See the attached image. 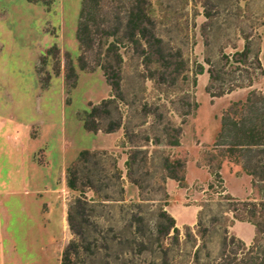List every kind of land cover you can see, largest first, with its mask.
<instances>
[{
    "label": "rangeland",
    "instance_id": "1",
    "mask_svg": "<svg viewBox=\"0 0 264 264\" xmlns=\"http://www.w3.org/2000/svg\"><path fill=\"white\" fill-rule=\"evenodd\" d=\"M81 6L82 0H0V264H61L74 237L69 206L79 196L67 185V168L84 149L113 153L122 184L113 180L106 189L105 180L119 200L87 207L92 246L78 264H195L201 205L211 253L201 263L216 264L227 231L244 242L256 233L253 223L234 221L228 193L242 198L250 192L231 174L234 158L215 144L223 112L251 88L212 98L209 74H198L199 65L207 69L210 60L221 70L222 55L241 51L248 37L251 57L242 70L227 66L222 77L229 86L258 74L264 0H147L144 36L129 26L135 0H90L85 18L94 45L88 49L77 39ZM102 65L112 80L119 74L120 97ZM254 87L264 92V77ZM111 98L97 119L102 130H87L86 113ZM116 120L121 127L106 133ZM177 138L181 145H172ZM178 158L185 160L184 184L169 183L167 209L165 164ZM163 208L175 218L178 238L160 232L170 224ZM258 240L264 243V233Z\"/></svg>",
    "mask_w": 264,
    "mask_h": 264
},
{
    "label": "trees",
    "instance_id": "2",
    "mask_svg": "<svg viewBox=\"0 0 264 264\" xmlns=\"http://www.w3.org/2000/svg\"><path fill=\"white\" fill-rule=\"evenodd\" d=\"M39 1V0H32ZM51 2L52 0H44ZM90 0H82L80 18L77 28V39L82 49L92 48L94 45V36L90 24L86 21L87 7ZM136 8L131 13L129 26L133 35H145L147 23L150 16L144 6L147 0H135ZM114 35V34H109ZM261 40V35L259 36ZM115 44L111 43L107 50H112ZM253 49L250 39L245 38V45L241 51H236L232 56L228 54L222 55L224 66L221 70L215 69L210 63L209 68L199 65L198 74L205 71L209 74V84L207 92L212 98L222 97L230 94L240 88H252L245 100L232 101L228 108L223 112L221 117V129L217 136L216 145L225 147L229 156L234 158L236 164H240L243 169L253 177V186L257 188L258 181L264 182V92L254 87L260 77H264V65L261 59V43L254 54L257 61L259 73L251 75L248 82L237 83L232 81L226 86V79L222 77L223 70L227 66L233 67L234 70H242V65L251 57ZM82 68H86L84 56H80ZM120 59V58H119ZM107 81L112 86L116 96L120 97L121 81L118 73L115 80L108 76L106 66L102 65ZM70 76H76L74 68H70ZM219 84H216L218 83ZM215 87L217 90H214ZM114 99H103L100 104L93 105L91 110L86 113L83 120L84 127L92 132L97 133L102 130L98 118L102 115V107H108ZM108 109V108H107ZM121 127L118 120L110 122L109 126L104 130L106 133L115 132ZM172 145H181L177 138ZM102 161L107 162L109 167L101 166ZM126 165H131V159L126 161ZM165 167L168 171L167 177L176 179L181 185L185 179V160L180 158L170 161L166 160ZM220 167V164L217 168ZM216 176H220L219 172H215ZM122 171L118 166L117 158L108 150H89L84 149L79 153L76 161L67 168V185L70 189L79 192V196L70 204L68 210V223L74 237L69 241L62 254L61 264H78L81 255L91 250L92 241L86 236L89 218L91 214L87 213V207L95 208L98 204L106 205L114 199L109 192L112 186L111 181L117 180L122 184ZM106 189L104 187V181ZM123 187V186H122ZM262 197L260 199H240L228 194L227 199L232 201L234 213V221H248L253 223L257 228L255 239L252 243L247 244L235 235H226L221 243V252L216 259V264H264V243L258 240V233H264V224L256 220V218H264V187H261ZM92 191L94 198H89L87 193ZM123 191V188H122ZM124 200V199H121ZM243 214V215H242ZM160 215L169 220L170 224L160 226V232L164 235L173 233L174 238H178L181 230L176 225L175 218L163 208ZM90 216V217H89ZM135 217V216H134ZM200 212L198 216L197 226L199 230L196 235L200 237L201 244L195 249V264H202L201 260L210 258L211 253L207 250V242L205 240L208 228L203 227L200 220ZM190 228L189 225L185 226ZM227 230V227L225 231ZM204 257L202 256V252Z\"/></svg>",
    "mask_w": 264,
    "mask_h": 264
},
{
    "label": "crops",
    "instance_id": "3",
    "mask_svg": "<svg viewBox=\"0 0 264 264\" xmlns=\"http://www.w3.org/2000/svg\"><path fill=\"white\" fill-rule=\"evenodd\" d=\"M262 52H263V50H261V57H262ZM261 59H262V58H261ZM263 65H264V64H263ZM247 89H249V88H247V87H246V88H240V89H238V90L233 91L232 93H238V92H240V91H242V90H247ZM251 89H252V88H251ZM248 93H249V92L244 93V94L241 96L240 99L245 100L246 97H247V95H248ZM230 94H231V93H230ZM230 164H231V167H230L231 174H232L235 178H237V179L245 180V182H246V187H247V189H248L249 192H250V195H248L247 197H242V198H240V199H255L256 196H257V194H256L255 188H254V186H253V177H252L251 175H249V174L243 169V167H242L240 164H233V163H231V162H230ZM210 179H211V175H210V174H207V178H206V180L209 181ZM173 180H174L176 183H178V181H176L175 179H172V178H170V177H167V179H166V181H165V188H166V192H167V195H168V203L166 204V208H167V209H168V206H169L168 185H169V183H171V181H173ZM224 185H225V190H224V192H225V193H228V192H229V189L227 188L225 181H224ZM204 191H205V189L201 190V192H204ZM228 194H229V193H228ZM199 203H200V202H199ZM200 204H201V203H200ZM200 207L202 208V205H201ZM201 208H200L199 212L201 211ZM198 216H199V214H198ZM197 220H198V218H197ZM196 222H197V221H196ZM196 222L194 221V222H192V224H195ZM237 222H239V221H236V223H237ZM236 223H232V225L230 226L231 232H232L233 234H234V232L232 231V229L234 228V224H236ZM176 224H177V223H176ZM256 233H257V228H256ZM256 233H255V236H256ZM255 236H254V239H255ZM241 238H244V237L241 236ZM254 239H253V236H252V237H248L247 239L245 238L247 244L252 243V242L254 241Z\"/></svg>",
    "mask_w": 264,
    "mask_h": 264
}]
</instances>
